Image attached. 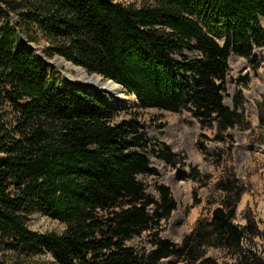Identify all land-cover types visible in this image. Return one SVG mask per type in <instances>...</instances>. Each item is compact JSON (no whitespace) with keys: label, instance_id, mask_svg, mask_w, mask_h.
I'll return each mask as SVG.
<instances>
[{"label":"trees","instance_id":"trees-1","mask_svg":"<svg viewBox=\"0 0 264 264\" xmlns=\"http://www.w3.org/2000/svg\"><path fill=\"white\" fill-rule=\"evenodd\" d=\"M135 1L0 0V264H264L256 218L235 220L246 192L235 133L252 129L243 92L225 103L231 56L264 48V0ZM31 44L121 84L137 105L121 110L64 86ZM149 109L188 112L199 149L219 145L211 195L227 218L199 220L180 245L163 236L178 208L171 188L147 191L159 174L151 153L180 163L142 131ZM258 109L264 135V99ZM35 213L64 231H34Z\"/></svg>","mask_w":264,"mask_h":264},{"label":"rangeland","instance_id":"rangeland-1","mask_svg":"<svg viewBox=\"0 0 264 264\" xmlns=\"http://www.w3.org/2000/svg\"><path fill=\"white\" fill-rule=\"evenodd\" d=\"M121 1L141 3L135 0ZM261 21L264 26V14L261 16ZM220 41L223 42V39ZM31 47L32 49L33 47L36 48L33 51L38 59L46 64L50 72L54 71L58 75L64 86L79 85L66 79L58 68L48 62L49 60H56L60 56L57 55L52 58L47 56L44 44H31ZM230 65L231 72L225 103L229 107H233V97L238 91H242L245 97L246 113L252 126L251 130L235 133L234 166L238 177L246 188V192L239 203L235 220L244 224L245 217L253 215L260 229L264 232V143L258 141L264 139L259 128L258 109V105L264 99V48L257 49L252 59L233 55L230 58ZM96 76L102 78L100 75ZM102 80L107 79L103 78ZM84 89L87 88L84 87ZM125 91L126 95L131 96L126 89ZM93 94L102 96L99 93ZM133 107L135 105L120 107L119 109H131ZM142 113V131L150 139L151 146L155 150L167 148L180 161L178 166L173 167L158 158L156 154L151 153L149 155L151 165L159 174L145 179L147 191L155 197L157 196V184L160 183L171 188L178 208L169 220L163 236L180 245L184 237L193 231L199 220L211 218L215 208L224 207L223 198L219 194L211 195L218 176V171L212 164V157L219 145L216 142H209L205 153L199 149L197 141L202 132L197 121L188 112L176 114L149 109ZM195 174L200 181L197 182L193 179ZM206 175L212 176L208 185L204 183ZM211 199L214 200L213 203L209 202ZM29 226L34 231L41 233H62L65 229L64 224L43 213L32 215ZM143 240H146V237ZM216 252L212 251L211 254H216ZM223 259L224 256L220 254L219 260L224 262Z\"/></svg>","mask_w":264,"mask_h":264},{"label":"bare ground","instance_id":"bare-ground-1","mask_svg":"<svg viewBox=\"0 0 264 264\" xmlns=\"http://www.w3.org/2000/svg\"><path fill=\"white\" fill-rule=\"evenodd\" d=\"M50 65L58 68L68 79L75 84H79L87 88V91L99 93L104 100L116 108L133 106L137 103L135 95L128 96L123 86L112 80L103 81L99 76L90 75L83 67L75 65L63 57L56 60H49Z\"/></svg>","mask_w":264,"mask_h":264},{"label":"water","instance_id":"water-1","mask_svg":"<svg viewBox=\"0 0 264 264\" xmlns=\"http://www.w3.org/2000/svg\"><path fill=\"white\" fill-rule=\"evenodd\" d=\"M36 49L35 47H33V50ZM97 75V74H96ZM102 78H104L102 76ZM111 80V79H109ZM113 81V80H112ZM72 88H76V89H83L85 90L86 92L92 94L91 92L87 91L86 89H84L83 86H79V85H75V86H72ZM98 94V93H97ZM101 99L106 103V101L104 100V98L101 96ZM137 103H138V100H137ZM137 103L135 104V106L137 105ZM212 216L214 218H218V219H221V220H225L227 218V210L223 207V206H219L217 208L214 209V211L212 212Z\"/></svg>","mask_w":264,"mask_h":264}]
</instances>
